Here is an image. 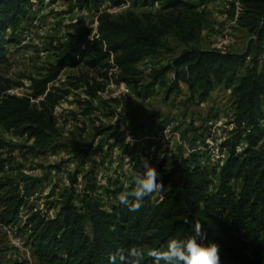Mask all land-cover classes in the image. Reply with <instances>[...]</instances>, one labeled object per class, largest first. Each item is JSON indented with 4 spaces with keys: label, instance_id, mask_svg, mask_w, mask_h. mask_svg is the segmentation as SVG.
<instances>
[{
    "label": "trees",
    "instance_id": "1",
    "mask_svg": "<svg viewBox=\"0 0 264 264\" xmlns=\"http://www.w3.org/2000/svg\"><path fill=\"white\" fill-rule=\"evenodd\" d=\"M80 1L94 6L126 2ZM210 1L141 0L144 5L160 3V7L141 14L131 9L117 15L102 11L92 37L93 29L72 35L51 73L33 79L32 96L8 93L10 87L0 84V126L32 139L29 150L33 154L66 146L56 138L58 101L49 85L67 66L84 63L116 69L118 81L139 83L145 90L161 85L167 95L181 91L185 84L190 96L203 101L218 86L229 89L233 97V128L220 144L224 157L211 161L206 150L179 151L160 177V197H144L139 211H129L132 196H128L129 204L118 197L134 189V179L127 186L106 189L113 196L107 206L91 170L70 174V187L62 193L55 215L37 210L27 217L30 245L40 262L129 264L127 253L132 246L164 251L169 240L187 237L199 221L206 242L219 246L220 264H264V0L229 3L227 13L251 33L242 52L197 45L209 19ZM33 4V0H0V63L7 61L6 46L15 42ZM168 38L185 47L166 63L141 70L143 60L176 51ZM91 93L97 96V90ZM5 147L0 136V174L8 161ZM140 171L136 168L135 175ZM80 176L84 183L77 189ZM15 185L0 179V222L4 225H20L31 193L27 187L21 193ZM141 264H154L153 258L145 256Z\"/></svg>",
    "mask_w": 264,
    "mask_h": 264
},
{
    "label": "rangeland",
    "instance_id": "2",
    "mask_svg": "<svg viewBox=\"0 0 264 264\" xmlns=\"http://www.w3.org/2000/svg\"><path fill=\"white\" fill-rule=\"evenodd\" d=\"M33 1L15 42L6 46L7 61L0 63V84L10 87L8 93L21 96H32L33 79H44L51 73L72 35L93 29L90 37L93 36L100 12L117 15L131 9L141 14L160 7V3L144 5L141 0H126L120 6H94L80 0ZM230 1L207 3L210 15L198 46L245 50L251 33L227 13ZM167 41L176 51L143 60L141 70L166 63L185 47L174 38ZM261 64L264 65V53ZM118 78L116 69L81 63L65 67L50 83L53 98L58 101L54 109L56 138L65 143L64 148L33 154L29 150L32 139L16 136L0 126V136L6 141L4 156L8 159L0 179L10 185L18 183L15 186L21 193L26 187L31 192L21 212L20 225L0 222V264H48L40 262L33 252L27 217L37 210L53 217L62 193L70 187L69 175L76 170L92 171L97 192L108 206L113 196L106 189L127 186L136 168L143 172V158L161 177L179 151L187 154L193 149L206 150L213 157L211 161L224 157L220 144L232 131L235 111L229 89L215 87L203 101L197 95L190 96L185 84L181 91L167 95L161 85L145 90L139 83L128 84ZM95 90L97 96L91 93ZM78 181L76 188L81 189L84 180L80 176ZM160 194L158 190L152 197Z\"/></svg>",
    "mask_w": 264,
    "mask_h": 264
},
{
    "label": "clouds",
    "instance_id": "3",
    "mask_svg": "<svg viewBox=\"0 0 264 264\" xmlns=\"http://www.w3.org/2000/svg\"><path fill=\"white\" fill-rule=\"evenodd\" d=\"M143 172L134 176L135 187L130 193L121 195L120 201L129 204L128 196L134 198L129 211L136 212L142 207L144 197L163 188L160 174L146 158L141 160ZM190 223V221H185ZM129 264H141L145 256L153 258L154 264H220V249L214 242H206V233L199 221L193 223L191 233L183 239L168 241L167 249L160 251L146 246H132L127 253ZM125 257L121 255V260ZM115 260V257H112Z\"/></svg>",
    "mask_w": 264,
    "mask_h": 264
}]
</instances>
